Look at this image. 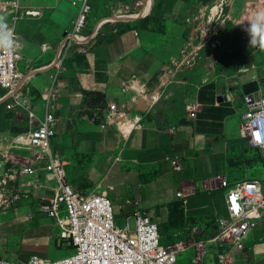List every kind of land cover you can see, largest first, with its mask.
Masks as SVG:
<instances>
[{
	"label": "crops",
	"instance_id": "1",
	"mask_svg": "<svg viewBox=\"0 0 264 264\" xmlns=\"http://www.w3.org/2000/svg\"><path fill=\"white\" fill-rule=\"evenodd\" d=\"M209 1L199 0L190 7L184 0H176L172 12L163 16V33L144 29L138 22L144 18L120 23L118 34L108 27L105 35L71 49L65 62L67 71L57 80L56 134L52 149L65 163L68 182L74 189L82 194L108 191L122 219L130 217L139 202L138 208L151 215L160 214V218L167 221V205L178 202L176 194L180 191L189 196L185 210L187 230H196L197 224L210 228L206 219H214L218 227V219L227 215L224 190L213 178L221 175L229 181L225 174L230 169L232 154L229 150L236 141L233 142L228 133V118L217 134L200 133L194 126L185 124L186 103L198 96L203 85L216 83L217 92L226 93L219 84L216 69L209 68L214 63H199L204 47L198 48L191 65L179 70L177 82L167 88L141 128L129 126L124 135L119 129L120 124L130 121L136 114H146L140 111V103L131 102L134 91H123L125 85L137 77L152 88L164 66L178 65L183 60L181 51L193 45L195 39L193 25H185V20L199 15ZM249 1L252 0H234L227 20L239 26ZM156 3L159 4V0H151L150 9L145 8V11H151ZM118 4L107 2L108 13L100 20L113 18L114 11L109 12L108 6L113 10L120 6ZM45 5L38 0L25 3L33 7ZM59 5L73 13L70 6ZM49 12L46 9L40 17L25 18L18 28L23 53L18 68L23 79L15 92L31 89L32 106L40 119L44 117L43 99L51 83V68L64 48L66 29L59 22L45 18ZM93 16L91 25L95 26L100 20H96L95 14ZM190 30L191 38L187 39L186 33ZM44 43L51 46L45 53L41 51ZM248 61L251 67H264V49L248 56ZM243 89H256V82H248ZM87 92L104 95L107 105L125 102L126 110L110 115L107 108L104 121L98 123L95 116L101 114V106L87 108ZM10 95V92L0 91V102ZM18 137L9 131L0 133V159L6 161L0 174V193L18 196L14 206L0 209V261L27 263L32 255L50 260L59 254V229L53 219L42 213L41 205L43 197H54L57 183L43 170L45 162L37 161L31 147L20 145ZM173 155L179 156L184 164L180 173L166 163V158ZM29 160L32 167L40 169L42 177L16 175L14 179L8 178L13 170L21 169ZM142 179L149 182L144 184ZM41 182L44 187L37 186ZM110 187L113 190L109 191ZM213 198L216 201L220 198L221 205L217 202L214 207ZM192 219L198 223L191 222ZM231 255L233 264H264V211L245 249Z\"/></svg>",
	"mask_w": 264,
	"mask_h": 264
},
{
	"label": "built area",
	"instance_id": "2",
	"mask_svg": "<svg viewBox=\"0 0 264 264\" xmlns=\"http://www.w3.org/2000/svg\"><path fill=\"white\" fill-rule=\"evenodd\" d=\"M27 1L29 0H0V16L5 17L14 43L10 52L0 50V91L11 93L6 100L8 112L18 110L27 116L29 130L19 135L18 142L20 145L31 147L34 158L45 162L43 170L57 183L54 197L42 198L41 211L55 221L64 247L74 251L73 255L57 261L32 255L27 264H177L178 256L182 252L193 248L199 250V246L203 245L216 248L217 256L214 264H233L231 254L245 249L246 238L258 227L263 218L264 189L262 182L258 179L251 178L231 184L224 176L214 177L213 182L224 190L227 212L226 216L218 219L216 235L210 239L195 242L189 247H184V242L167 246L161 243L159 225L148 211L138 208L139 202H136L137 208L132 215L120 224L108 191L104 190L99 194L77 192L68 182L65 163L54 154L52 149V139L56 134L57 80L67 71L65 62L69 52L73 47L85 45L87 41L105 35L106 29L110 26L112 32L118 34V23L131 22L127 21L131 18H146L150 11L143 14L144 0L135 3L134 7L130 4L117 7L113 18L100 20L92 28L89 27L94 10L91 0H38L46 3L45 6L40 7L25 6ZM59 4H66L74 9L76 17L71 29L63 35L64 48L51 68V83L43 99L44 117L40 119L32 106L31 89L22 88L15 92L23 79V74L18 68L23 60L22 40L18 34V28L25 18L40 17L44 10ZM231 6L220 24H214V22L221 14H224L225 10H228V7L225 9L224 3L221 2L216 5L217 15H212L214 8L212 6L210 15L206 17L205 10L208 8L205 7L199 15L185 20V25H193V36L200 39L202 45L195 47L193 44L183 49L181 51L183 60L175 66H164L154 87L149 88L137 77L125 85L123 91L125 93L134 91L135 96L131 98V102L140 103V111H145L146 114L138 113L130 121L120 124L119 129L123 135L128 132L126 130L129 126L141 128L145 117L160 103L167 88L177 82L179 70L184 65H191L195 61L198 48L201 49L210 44L214 46L213 39L222 24L229 18ZM246 13H248L247 8ZM246 13L239 22L242 24L240 40L247 55L251 56L262 49L249 45L250 36L245 28L253 19ZM50 49L51 46L47 43L41 45V51L44 53ZM209 68L215 69V65L211 64ZM263 74L264 67L252 66L241 70L235 76L218 75L217 79L219 83L223 82L226 92L224 95L218 93V96H230L231 102H234L237 93L247 105V112L243 115L245 122L240 127L241 137L248 142L251 149H256L264 155V97H262L260 81V76ZM243 76H252V82H256V89H243ZM126 106L125 102H111L108 105L109 114L123 112ZM201 111L202 104L198 101V96H195L186 103L185 119L196 122ZM30 161H27L21 169L13 170L8 178L14 179L16 175L42 177L40 169L32 167ZM166 163L176 173L184 170L182 159L177 155L167 157ZM5 165V159H0V174ZM37 186L44 187L42 182ZM108 190L111 191L113 188L110 187ZM188 197L184 191L176 194L178 202L183 204L185 210L188 206ZM17 200L18 196L0 193V209L14 206ZM131 220L134 226L131 225ZM0 264L13 263L10 260H1Z\"/></svg>",
	"mask_w": 264,
	"mask_h": 264
},
{
	"label": "trees",
	"instance_id": "3",
	"mask_svg": "<svg viewBox=\"0 0 264 264\" xmlns=\"http://www.w3.org/2000/svg\"><path fill=\"white\" fill-rule=\"evenodd\" d=\"M175 1L176 0H159L160 3L153 5L150 14L138 22H141V26L146 30L163 33V16L164 14L172 12ZM184 1L187 2L190 7L199 3V0ZM119 24L120 23L117 25ZM238 36L239 28L234 25L232 21L227 20L225 25L220 27L215 35L213 39L214 46L210 44L202 49L199 63L208 64L213 62L217 74L227 76L237 75L242 68H251L250 61H248V55L243 45L241 46V40L238 42ZM186 38H191V30L186 33ZM217 89L218 87L216 86V83H208L200 88L198 92V101L202 104V111L199 113L196 122H189L185 119V124L194 126L196 131L200 133L217 134L221 132L224 128V121L236 114V108L231 101L217 104ZM85 98V104L88 106L87 108L101 106V114L95 116V121L98 123L103 122L106 109L108 108L105 96L96 92H87ZM6 103V101L0 103V133L9 131L13 136H19L26 133L29 130L27 116L18 110L8 112L6 110ZM249 151L250 147L247 149V147L238 144L230 146L229 153L232 155L230 156L229 168L233 170L242 164L253 166L254 163H260L264 166V156L262 152L256 150V157L249 159ZM54 154L60 158L58 153L54 152ZM251 178L252 177L247 178L244 174H240L239 176L237 175V177H232V180L243 181ZM154 180L156 179H153V181ZM143 182L145 184L149 181L146 182L142 179V183ZM167 209L168 219L159 225L161 243L164 245L166 244V235L170 236L173 231L182 232L187 226L185 208L181 202L168 204ZM216 231L211 233L210 236L213 237L216 235ZM63 244L64 243L59 238L57 244L58 248L63 249Z\"/></svg>",
	"mask_w": 264,
	"mask_h": 264
},
{
	"label": "rangeland",
	"instance_id": "4",
	"mask_svg": "<svg viewBox=\"0 0 264 264\" xmlns=\"http://www.w3.org/2000/svg\"><path fill=\"white\" fill-rule=\"evenodd\" d=\"M91 1L93 2V8H94V11L92 14V19L94 18L93 15L95 14L98 18L96 20L99 21L101 19L100 17L105 16L106 13H108V12H106L107 11V7H106L107 2L110 1L113 3V1H115L116 3H119L120 6H121V4H123V5L124 4H130L131 6L134 7L135 3H137L138 1H141V0H91ZM144 1H145V8H147V10H149L151 7V0L150 1L144 0ZM233 1L234 0H210L202 8L203 9L205 7L208 8L207 10H205V15L207 17L210 15V11H211L212 6L216 7V5H218L220 2L224 3V8L226 9V7H228L227 8L228 10H225L224 14H221L220 17L214 22V24L215 23L220 24L222 22V20L225 18L226 13L229 11L230 6L233 5L232 4ZM154 2H155V0H154ZM108 7L110 9L109 12L116 10V8H114L112 10L111 6H108ZM245 7L248 10V13H246V11H245V13L248 15V17L253 19L257 13L264 11V0L249 1L248 3H246ZM48 10L50 12L48 15H46L45 18L54 20L56 22H59L61 25H64V27L66 28L64 30V33L66 32L67 27H68V30L71 29L74 18L76 17L74 9H73V13H72V11L69 10L68 8L61 7L60 5H58V6H55L54 8H50ZM216 13H214V14H216ZM71 14H72L73 18L71 16ZM109 15H110V13H109ZM226 21H225V23H226ZM223 24H222V26H223ZM89 27L92 28L93 25H90ZM237 27L241 30L242 24H240ZM193 44L195 47L202 45L201 40L197 39V38L194 39ZM206 46H208V45H206ZM206 46H204V47H206ZM255 61L253 62L254 64H256ZM250 64H251V62H250ZM263 78H264V74L260 76V80L262 81V84H263V87L261 90L262 97H264V83H263L264 79ZM219 84L221 86H223L222 88L225 87L223 82H220ZM235 96L236 97H235L233 104L235 105V108H236V114L228 118V123H229V125L227 127L228 133L232 137L231 140H233V142L236 141L235 145L238 144L240 146L247 147V149H249L248 142L246 140L242 139L241 134H240V127L245 122L243 115L247 112V105L245 104L243 99H241L237 93L235 94ZM256 155H257L256 149L251 150V148H250V151H249V157L250 158L249 159H253L254 157H256ZM229 170H227L225 174H226V176H228L227 178H229V181L230 182L232 181L231 183L239 182V181H233L232 180V177L234 175L236 177V175L239 173L238 176L240 174H244L247 178L252 177V178L258 179L259 181L262 182L263 189H264V166L262 164L254 163L253 166L242 164L241 166L236 167L233 170H231V169H229ZM212 202H213V204H212L213 206L214 205L217 206V202H218V205H221V203H222L220 198H218L217 201L215 198H213ZM115 208H116V206H115ZM115 214H116V218H117L118 222L120 224L123 223L124 219H122V217L119 216L120 213H118L117 209L115 211ZM165 214H166V212H165ZM159 215L160 214H152L154 221L158 225L165 222L163 220V218H160ZM206 221H207L208 226L210 228H205L202 224H197L198 223L197 220L192 219L191 222L198 225L196 230L191 228L188 230L185 229L182 232L173 231L170 236L166 235V240H165L166 244L165 245L172 246V245H175L176 243L184 242L183 246L189 247L191 244H193L195 242L198 243V242L212 238V236H210V234L213 233L214 231H216L218 227H217L214 219H212V221H210L209 219H206ZM203 222H205V220H203ZM131 225L134 226L133 220H131ZM216 233H217V231H216ZM251 235H252V233L250 234V236L248 238H246V242L249 240ZM58 253H59L58 256L50 259V261H57V260H60L62 258H65V257H69V256L74 254V251L64 247L63 249H60ZM216 256H217V250L214 246L203 245V246H199V250L197 248H193V249H189L187 251L182 252L178 256V263L177 264H214L216 262ZM197 261H199V262H197ZM12 263L16 264L15 261H12ZM21 264H27V263H21Z\"/></svg>",
	"mask_w": 264,
	"mask_h": 264
},
{
	"label": "clouds",
	"instance_id": "5",
	"mask_svg": "<svg viewBox=\"0 0 264 264\" xmlns=\"http://www.w3.org/2000/svg\"><path fill=\"white\" fill-rule=\"evenodd\" d=\"M245 31L250 36V46H258L264 49V11L256 14ZM10 33L11 29L8 28L5 17L0 16V50L10 52L13 49L14 43Z\"/></svg>",
	"mask_w": 264,
	"mask_h": 264
},
{
	"label": "water",
	"instance_id": "6",
	"mask_svg": "<svg viewBox=\"0 0 264 264\" xmlns=\"http://www.w3.org/2000/svg\"><path fill=\"white\" fill-rule=\"evenodd\" d=\"M139 19H141V18L140 17H137V18L128 19L127 21H132L133 22V21H137ZM4 101H6V100H4ZM4 101H1V102H4ZM228 101L229 102L231 101V97L230 96H218V98H217V102L218 103L228 102Z\"/></svg>",
	"mask_w": 264,
	"mask_h": 264
},
{
	"label": "bare ground",
	"instance_id": "7",
	"mask_svg": "<svg viewBox=\"0 0 264 264\" xmlns=\"http://www.w3.org/2000/svg\"><path fill=\"white\" fill-rule=\"evenodd\" d=\"M149 1H150V0H149ZM144 4H145V3H144ZM217 8H218V7H214V8L212 9V15H213V16H214L213 13L218 12V11H217ZM146 13H147V11H144L143 14H146ZM216 15H217V13H216ZM248 82H252V76H243V87H244V85L247 84Z\"/></svg>",
	"mask_w": 264,
	"mask_h": 264
}]
</instances>
